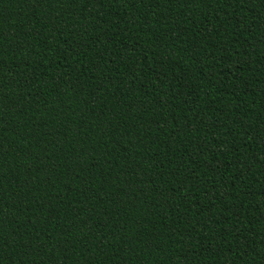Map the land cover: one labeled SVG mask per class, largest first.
<instances>
[{
  "label": "trees",
  "instance_id": "1",
  "mask_svg": "<svg viewBox=\"0 0 264 264\" xmlns=\"http://www.w3.org/2000/svg\"><path fill=\"white\" fill-rule=\"evenodd\" d=\"M0 264H264V0H0Z\"/></svg>",
  "mask_w": 264,
  "mask_h": 264
}]
</instances>
